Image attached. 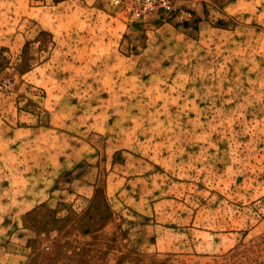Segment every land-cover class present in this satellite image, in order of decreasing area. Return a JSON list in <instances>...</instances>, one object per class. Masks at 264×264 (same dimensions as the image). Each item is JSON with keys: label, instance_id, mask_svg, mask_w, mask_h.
Returning a JSON list of instances; mask_svg holds the SVG:
<instances>
[{"label": "rangeland", "instance_id": "obj_1", "mask_svg": "<svg viewBox=\"0 0 264 264\" xmlns=\"http://www.w3.org/2000/svg\"><path fill=\"white\" fill-rule=\"evenodd\" d=\"M0 0V264H264V0Z\"/></svg>", "mask_w": 264, "mask_h": 264}, {"label": "built area", "instance_id": "obj_2", "mask_svg": "<svg viewBox=\"0 0 264 264\" xmlns=\"http://www.w3.org/2000/svg\"><path fill=\"white\" fill-rule=\"evenodd\" d=\"M130 21H141L150 16L175 11V0H109Z\"/></svg>", "mask_w": 264, "mask_h": 264}]
</instances>
